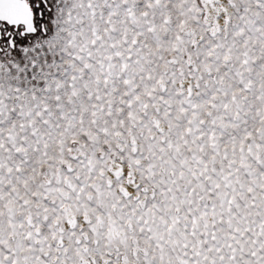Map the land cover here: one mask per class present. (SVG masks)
<instances>
[{
  "label": "snow or ice",
  "instance_id": "1",
  "mask_svg": "<svg viewBox=\"0 0 264 264\" xmlns=\"http://www.w3.org/2000/svg\"><path fill=\"white\" fill-rule=\"evenodd\" d=\"M0 264H264V0H0Z\"/></svg>",
  "mask_w": 264,
  "mask_h": 264
}]
</instances>
